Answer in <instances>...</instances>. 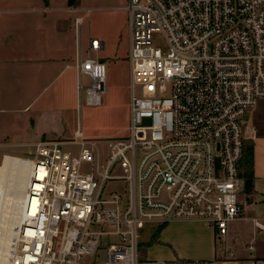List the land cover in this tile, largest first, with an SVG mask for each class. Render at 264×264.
Masks as SVG:
<instances>
[{"label":"built area","instance_id":"1","mask_svg":"<svg viewBox=\"0 0 264 264\" xmlns=\"http://www.w3.org/2000/svg\"><path fill=\"white\" fill-rule=\"evenodd\" d=\"M124 11L127 136L106 142L104 159L99 142L80 130L76 143H40L28 156H3L25 170L14 240H0L4 264H216L141 260L139 231L199 220L222 244L241 216L243 121L264 100V0H127ZM102 46L89 38L87 55L76 52L78 108L101 103L106 65L90 53ZM115 167L122 175H111ZM117 180L124 196L103 200L106 183ZM105 235L114 240L102 245Z\"/></svg>","mask_w":264,"mask_h":264},{"label":"rangeland","instance_id":"2","mask_svg":"<svg viewBox=\"0 0 264 264\" xmlns=\"http://www.w3.org/2000/svg\"><path fill=\"white\" fill-rule=\"evenodd\" d=\"M68 1L49 0L55 13L47 15L43 24L40 20L29 23L33 28L47 31L42 44L49 51L61 45L70 53L74 30L87 38L103 39L104 51L115 54L117 64H105V92L101 103L96 107L82 105L78 108L74 71L63 70L57 66V61L49 63L42 76L40 70L16 66L11 61L14 48L34 46L35 37L18 35L26 26L20 14L0 15V166L3 156H28L40 143H76V130H80L85 139L99 142L97 149L102 159L109 156L106 142L127 136L130 103L127 14L119 9L127 0H74L72 5ZM13 2L16 7L29 1ZM75 18H80L81 22L75 25ZM63 147L72 153L79 149L75 144ZM139 157L140 152L136 151V158ZM111 175L120 176L122 172L115 167ZM124 194L125 183L117 180L106 183L101 198L107 200L111 195L123 197ZM156 229L154 225L139 231L137 251L141 260H144L146 240ZM102 231L108 234L111 229L104 227ZM109 240L114 239L105 235L101 244Z\"/></svg>","mask_w":264,"mask_h":264},{"label":"crops","instance_id":"3","mask_svg":"<svg viewBox=\"0 0 264 264\" xmlns=\"http://www.w3.org/2000/svg\"><path fill=\"white\" fill-rule=\"evenodd\" d=\"M28 1L15 7L13 0H0V15L20 14L23 17V23L26 22L23 31L17 32L18 35L22 34L26 38L35 37L34 46L25 45L24 48H14L12 52L14 58L11 61L16 66L21 65L22 69L40 70L41 76L43 70L49 68V63L53 64L57 61V66H61L63 70L74 71L75 95L77 97L75 56L77 51H80L82 55L88 51V42L91 37L87 38L74 30L73 47L70 49V53H67L66 48L61 45L55 46L52 51H49L42 44V40L47 36V31L44 28H33L29 22L40 20L41 24L45 23L42 20L46 21L47 15L54 14L55 8L50 5L49 0ZM125 3L126 1L119 8L122 11H124ZM97 39L103 46L99 51L91 52L90 55L93 54L92 57L104 64L116 65V55L105 52L103 39L98 37ZM24 52L25 54H22ZM72 60L73 63L70 64ZM20 72L24 73V71ZM243 132L244 149L239 164V175L242 179V188L239 193L241 216L228 225L224 242L222 244L218 242L214 230L204 221L174 220L164 224L160 229L158 228L159 230L156 229L154 234L146 240L144 261L214 260L216 264H264V100L257 102L245 116ZM248 146L252 147L253 180L250 193L244 191V179L242 178L244 150ZM255 222L262 225L263 228L257 229ZM224 245L231 248L229 255L224 253Z\"/></svg>","mask_w":264,"mask_h":264},{"label":"bare ground","instance_id":"4","mask_svg":"<svg viewBox=\"0 0 264 264\" xmlns=\"http://www.w3.org/2000/svg\"><path fill=\"white\" fill-rule=\"evenodd\" d=\"M24 169H16L9 159H4L0 166V240H14L20 221V203L23 199ZM5 243L0 244V251L5 252ZM4 264V260L0 261Z\"/></svg>","mask_w":264,"mask_h":264},{"label":"trees","instance_id":"5","mask_svg":"<svg viewBox=\"0 0 264 264\" xmlns=\"http://www.w3.org/2000/svg\"><path fill=\"white\" fill-rule=\"evenodd\" d=\"M73 2H74V0H69L68 4L72 5ZM242 178L244 179V191L246 193H250L252 191V180H253V173H252V147L251 146H248L244 150V164H243Z\"/></svg>","mask_w":264,"mask_h":264},{"label":"water","instance_id":"6","mask_svg":"<svg viewBox=\"0 0 264 264\" xmlns=\"http://www.w3.org/2000/svg\"><path fill=\"white\" fill-rule=\"evenodd\" d=\"M144 122H145V123H148V120L146 119Z\"/></svg>","mask_w":264,"mask_h":264}]
</instances>
